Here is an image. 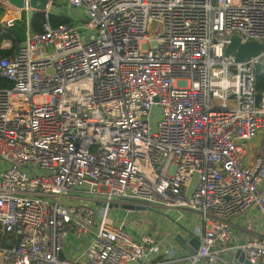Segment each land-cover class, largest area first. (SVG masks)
I'll use <instances>...</instances> for the list:
<instances>
[{"label":"built area","instance_id":"obj_1","mask_svg":"<svg viewBox=\"0 0 264 264\" xmlns=\"http://www.w3.org/2000/svg\"><path fill=\"white\" fill-rule=\"evenodd\" d=\"M55 1L79 19L53 25L48 6L0 58V264H150L158 240L114 223L115 204L198 215L190 264L238 248L264 264V223L230 243L234 217L264 220V140L247 157L263 57L225 52L235 34L264 43V0ZM9 5L3 28L32 9ZM72 233L86 247L60 258Z\"/></svg>","mask_w":264,"mask_h":264},{"label":"crops","instance_id":"obj_2","mask_svg":"<svg viewBox=\"0 0 264 264\" xmlns=\"http://www.w3.org/2000/svg\"><path fill=\"white\" fill-rule=\"evenodd\" d=\"M52 1H50V3ZM55 2L58 5L62 3L59 1ZM49 6L52 10L51 13H55V8L50 4ZM9 8L10 5L8 3V6L1 12L0 18ZM116 209L121 210L123 208L115 206L111 208V210ZM123 210L133 211L128 214V217L132 215L135 219H128L127 215L122 218H116V216L112 215L110 211L114 223L125 225L135 236L149 233L153 235L160 244V253L155 255V257L149 258L147 263L190 264V256L197 251L194 250L193 245L198 244V241H200V238L194 230L195 227L200 224V218L198 215L190 211H184L181 213V217L178 218L179 214L177 212L166 214L159 210L147 209L146 214H144L141 209ZM259 211L258 208H255L242 216H236L233 218L235 228L230 243L240 244L241 241H245V239L260 231L262 224L264 223L262 214L253 216L254 213ZM256 218H258V220H256ZM187 235H189V237H187ZM88 239V235L80 236L74 233L70 234L64 247L66 256L70 258H76L79 256L86 247ZM227 255L228 251H226L215 264H228Z\"/></svg>","mask_w":264,"mask_h":264},{"label":"water","instance_id":"obj_3","mask_svg":"<svg viewBox=\"0 0 264 264\" xmlns=\"http://www.w3.org/2000/svg\"><path fill=\"white\" fill-rule=\"evenodd\" d=\"M9 4L23 8L28 4L31 6V11L28 13V19L31 20L38 11H44L47 9L49 4L55 8V13L60 16L66 17L70 16L72 13L73 5L71 6H61L58 5L55 1L50 3V0H6ZM227 55H233L237 61H243L245 59H249L256 56L264 57V43H260L257 41H242L241 36L235 34L231 37V42L227 45L225 50ZM115 207H120L123 209H141L145 210V207H139L134 205H118L115 204ZM113 207V206H112ZM189 237V235H187ZM245 241H241L240 244H244ZM200 245V241L198 244L193 245L194 250H198ZM224 254V253H223ZM222 254V255H223ZM66 254L63 251L60 254V258H65ZM228 264H254L250 261L249 258L246 257L244 251L241 248H238L236 251L229 250L228 251Z\"/></svg>","mask_w":264,"mask_h":264},{"label":"trees","instance_id":"obj_4","mask_svg":"<svg viewBox=\"0 0 264 264\" xmlns=\"http://www.w3.org/2000/svg\"><path fill=\"white\" fill-rule=\"evenodd\" d=\"M70 17L60 16L56 13L50 14V21L53 25L70 21ZM45 21V14L43 11H38L34 14L31 20L24 13L23 17L16 21V23L9 27L3 28L0 26V58L11 56L26 39L28 22L32 25L33 31H40L42 24ZM9 42V46H4V43ZM256 91L259 96L264 95V57L261 64L258 65L256 71ZM12 84L6 79L0 78V87H10Z\"/></svg>","mask_w":264,"mask_h":264},{"label":"rangeland","instance_id":"obj_5","mask_svg":"<svg viewBox=\"0 0 264 264\" xmlns=\"http://www.w3.org/2000/svg\"><path fill=\"white\" fill-rule=\"evenodd\" d=\"M7 6H8V2H7L6 0H0V14H1V12H2ZM78 15H79V14H78L77 9L72 8V16L70 15V17H71L72 19H79V18H78ZM22 17H23V16H22ZM28 29H29V28H28ZM27 31H28V30H27ZM9 45H10L9 42L4 43V46H9ZM159 112H160V111H159V108L156 107L155 110H154V117H153V120H155L156 118H158V116H159ZM263 140H264V134L260 135V137H258L257 140L251 142V143L249 144V146H248V148H249V153H248L247 157H249V159L252 160V163H254L255 157H256L257 155L261 154V151H262L261 143H262ZM4 167H6V165L2 166L1 169H3ZM86 203L94 204V205L96 204L95 201H89V200H87ZM146 210H147V209L143 210L142 213L146 214ZM116 212H117V213H116ZM131 212H133V211H130V210L127 211V210H123V209H121V210H120V209L111 210V214L114 215V216H116V218H122V217L125 216V215H127V217H128V214H130ZM257 214L260 215V214H261L260 211L254 213L253 216H254V215H257ZM131 218H133V220L135 219L134 216L130 215V216L128 217V219H131ZM256 220H258V218H256Z\"/></svg>","mask_w":264,"mask_h":264}]
</instances>
